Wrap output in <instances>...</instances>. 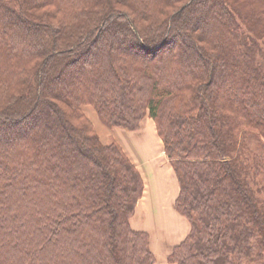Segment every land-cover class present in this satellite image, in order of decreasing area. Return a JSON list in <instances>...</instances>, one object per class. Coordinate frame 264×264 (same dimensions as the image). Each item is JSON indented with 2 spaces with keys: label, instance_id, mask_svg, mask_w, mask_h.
Returning <instances> with one entry per match:
<instances>
[{
  "label": "trees",
  "instance_id": "1",
  "mask_svg": "<svg viewBox=\"0 0 264 264\" xmlns=\"http://www.w3.org/2000/svg\"><path fill=\"white\" fill-rule=\"evenodd\" d=\"M85 107L155 121L191 225L166 264H264V0H0V264L156 263Z\"/></svg>",
  "mask_w": 264,
  "mask_h": 264
},
{
  "label": "crops",
  "instance_id": "2",
  "mask_svg": "<svg viewBox=\"0 0 264 264\" xmlns=\"http://www.w3.org/2000/svg\"><path fill=\"white\" fill-rule=\"evenodd\" d=\"M90 109V110H89ZM92 107H85L87 111ZM109 136L103 139L105 144L117 143L138 169L144 183V192L136 205L131 226L136 231L149 234L150 247L158 264H166L172 249L189 235L191 225L187 218L175 208L180 193V184L160 137L155 121L146 116L138 131L123 128H109Z\"/></svg>",
  "mask_w": 264,
  "mask_h": 264
},
{
  "label": "bare ground",
  "instance_id": "3",
  "mask_svg": "<svg viewBox=\"0 0 264 264\" xmlns=\"http://www.w3.org/2000/svg\"><path fill=\"white\" fill-rule=\"evenodd\" d=\"M88 115H89V117H90L92 120H94L95 125H96L95 128H96V130L98 131L99 135H100L103 139H107L108 136H109V131H108V129H107L106 127H104V126L98 121L95 112L91 110L90 113H89Z\"/></svg>",
  "mask_w": 264,
  "mask_h": 264
},
{
  "label": "rangeland",
  "instance_id": "4",
  "mask_svg": "<svg viewBox=\"0 0 264 264\" xmlns=\"http://www.w3.org/2000/svg\"><path fill=\"white\" fill-rule=\"evenodd\" d=\"M122 9H124V10H126V11H128V13H129V15L132 17V15H133V13L129 10V9H127V8H125V7H121ZM186 14H184V15H182L183 16V18H184V16H185ZM186 17V16H185ZM123 20V19H122ZM122 20H121V22H122ZM139 23V22H138ZM139 25H143V24H139ZM174 33H175V35L176 36H178L179 34L180 35H182L181 34V31L180 30H175L174 29ZM179 33V34H178ZM168 36V35H167ZM102 39V41H103V37L101 38ZM179 40V39H178ZM95 52V48L93 49V51H92V54ZM128 53H130L131 54V52H128ZM170 53L168 52L167 53V55L166 56H168ZM132 55V54H131ZM89 59H92V55L89 57ZM79 64H81V63H79ZM90 110V109H89ZM89 111H87V113H85V115H86V117L89 119ZM89 121L91 122V120L89 119ZM92 123V125H93V122H91ZM93 128H94V125H93ZM95 130V129H94ZM95 132H96V130H95ZM97 133V132H96ZM98 135V134H97ZM99 136V135H98ZM106 144V143H105ZM262 185H263V187H264V180L262 181ZM261 198L262 199H264V194H262L261 195ZM155 264H158V262H157V259H156V263Z\"/></svg>",
  "mask_w": 264,
  "mask_h": 264
}]
</instances>
